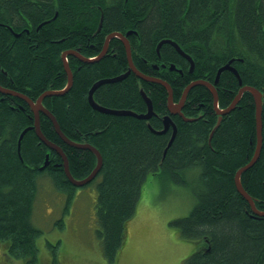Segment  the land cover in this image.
I'll return each mask as SVG.
<instances>
[{"label":"trees","instance_id":"obj_1","mask_svg":"<svg viewBox=\"0 0 264 264\" xmlns=\"http://www.w3.org/2000/svg\"><path fill=\"white\" fill-rule=\"evenodd\" d=\"M131 31L134 62L140 56H155L162 40L176 42L195 59L193 74L183 68L185 76L178 81L155 75L168 79L176 100L192 82L213 84L219 69L230 61L242 86L264 94V0H0V85L36 101L47 90L66 86L64 52L79 51L94 58L110 34ZM163 48L176 54L168 44ZM68 62L74 74L72 88L63 96L47 97L43 105L70 140L90 144L102 155L103 166L94 181L100 178L96 207L105 257L116 260L143 184L161 169L163 176L180 184H188L187 174L200 172L195 188L199 204L176 226L187 239L198 235L210 239V252L200 250L184 264H264V217L255 216L235 184L236 172L250 163L257 147L253 95L244 93L218 126L212 93L205 86L193 87L187 98L191 104L182 112L194 121L177 116L178 131L169 146L171 130L160 135L151 129L161 130L162 116L168 114L163 85L131 74L103 84L94 93L100 106L143 114L148 109L143 90L159 114L148 121L105 114L90 105L89 92L95 83L128 70L121 40L113 39L108 54L99 61L87 63L69 56ZM240 88L232 71L222 72L216 84L221 109L231 105ZM13 100L15 104L0 100V244L7 246L11 257L37 264L42 230L32 216L40 178L48 175L58 190L68 194V207L76 188L65 174L61 156L42 143L34 130L25 134L19 155V138L34 125L35 116L25 101ZM40 126L45 137L66 154L72 175L88 177L97 165L95 154L64 143L44 114ZM262 147L260 159L242 174L241 182L264 211V100ZM47 155L49 165L41 170Z\"/></svg>","mask_w":264,"mask_h":264},{"label":"rangeland","instance_id":"obj_2","mask_svg":"<svg viewBox=\"0 0 264 264\" xmlns=\"http://www.w3.org/2000/svg\"><path fill=\"white\" fill-rule=\"evenodd\" d=\"M192 61L197 68L194 58ZM199 174L198 171L192 176L187 174L188 184L174 183L155 174L148 177L136 214L126 223L125 239L114 262L105 257L98 236L96 204L100 178L82 187L75 186L73 201L68 207V194L58 190L45 174L38 183L32 216L34 225L42 230L37 240V264H184L200 250L206 249L209 253L207 241L210 239L204 241L201 235L191 239L182 237L173 224L175 219L190 214ZM254 205L259 212H264L257 208L255 200ZM193 238L195 243L202 240V244L196 245ZM0 264L24 262L11 257L7 246L0 244Z\"/></svg>","mask_w":264,"mask_h":264},{"label":"water","instance_id":"obj_3","mask_svg":"<svg viewBox=\"0 0 264 264\" xmlns=\"http://www.w3.org/2000/svg\"><path fill=\"white\" fill-rule=\"evenodd\" d=\"M132 32H128L126 34V36H124L121 33H112L110 34V36L107 37L106 42H105V46L104 49L102 51V53L96 57V58H85L83 57L79 52L77 51H67L63 54L62 59L64 62V67H65V71L68 75V83L67 86L63 89V90H49L46 91L45 93H43L36 101L30 99L29 97H27L26 95H21V94H16L12 91L9 90H4L0 87V92L2 93H6V94H10V95H15L18 97L23 98L27 104L30 106L31 111L33 112L34 116H35V122L34 125H32L31 127L27 128L20 136L19 141H18V153L20 154L21 151V143L22 140L25 136V134L29 131V130H34L35 133L37 134V136L39 137V139L41 140L42 143H44L45 145H47L48 147H50L52 150H54V152H56L57 154H59L62 157L63 160V166H64V170L65 173L68 177V179L70 180V182L76 186V187H82L86 184H89L96 176H97V170L98 168L103 164V158L102 155L100 154V152L94 148L93 146H91L90 144H79V143H75L72 140H70L61 130L60 124L58 122V120L56 119V117L54 116V114H52L48 109H46V107L43 105V101L46 97H52V96H63L66 93H68L71 89V87L73 86V73L70 69V66L68 64V56L70 55H74L77 58H79V60H81L82 62H87V63H92L95 61H99L101 60L104 55L108 52L109 49V44L110 41L113 38H120L123 43L125 44V48H126V52H127V57L129 60V64L130 67L129 70L126 72V74H124L123 76H120L118 78H114V79H107V80H101L99 82H97L96 84H94V86L91 88L90 92H89V102L90 105L97 111L105 113V114H110V115H118V116H133L135 118L138 119H144V120H149L153 115H154V110H153V103L151 101V99L145 94V92L143 90H141L142 96L144 98V100L147 103L148 106V112L146 114H141L138 115L137 113L131 112V111H117V110H112L109 108H105L103 106H100L99 104H97L94 100V93L95 91L102 86L103 84L106 83H114L117 81L122 80L123 78L127 77L131 72L135 73L138 75V77L142 80L148 81V82H153V83H159L164 85L168 92H169V100H170V104H169V111L172 114H178L180 116H182L184 118L185 121H194V119L192 118H186L184 116V114L182 113V108H183V104L185 103L188 94L190 92V90L198 85L201 86H205L206 88H208L214 98V108L217 112V114L220 116L219 121H218V125H220L223 116L231 113L233 110L236 109V106L239 104L240 100L242 99L244 93L246 92H250L253 95L255 104H256V130H257V148L255 151L254 156L252 157L250 163L246 166H244L243 168H241L235 176V184L236 187L238 189V191L240 192V194L247 200V202L250 204V206L252 207V210L254 211L255 214H257L258 216H264V212H259L256 210V207L254 205V200L252 199V197L246 192L245 188L243 187L242 183H241V176L242 174L247 171L248 169L252 168L260 159L261 156V151H262V146H263V100H264V94L259 91L258 89L252 87V86H242V80L240 79L239 73L238 71L231 66L232 61H230L227 65L223 66L222 68L219 69L216 80H215V85L219 82L221 73L225 70H230L232 71L238 78H239V83L241 85V88L238 92V95L235 97V99L233 100V102L231 103V105L225 109H220L219 107V96H218V92L217 89L215 88V85L208 82V81H195L193 83H191L190 85L187 86V88L185 89L184 93H183V97L182 100L180 101V103L175 104L173 102V91H172V87L170 86V84H168L167 82L162 81L161 79H155V78H149L147 76H145L144 74H142V72H140L138 70V68H136V66L133 63L132 60V55H131V45L130 42L127 39V36H129ZM164 43H169V44H173L177 50L180 51L181 54L185 55L190 62L192 63V58L189 55H186L185 52L180 48V46L175 43L172 42L171 40H165L162 41L159 45L157 50H159L161 48V46ZM193 68H191V71H194V65H192ZM171 69H175V68H171ZM44 114L47 118H49V120L53 123V126L55 128L56 133L58 134V136L62 139V141L70 146H73L75 148L78 149H83V150H89L92 153L95 154V156L97 157V169L93 170L92 173L83 180H76L74 178V176L72 175V173L70 172V167H69V163H68V158L65 155L64 151L62 150L61 147H59L58 145H55L54 143L50 142L42 133L41 127H40V115ZM173 125V121L171 120V118L169 116H167L164 120V129L162 131H156L155 133L157 134H163L166 133L168 131V129L170 128V125ZM175 127V124H174ZM177 130L174 128V134L173 137L170 140L169 146L172 144V142L174 141V138L176 136ZM213 133L211 134L212 137ZM49 156L46 157V161L44 163V165L40 168L41 170H44L49 162Z\"/></svg>","mask_w":264,"mask_h":264},{"label":"flooded vegetation","instance_id":"obj_4","mask_svg":"<svg viewBox=\"0 0 264 264\" xmlns=\"http://www.w3.org/2000/svg\"><path fill=\"white\" fill-rule=\"evenodd\" d=\"M122 34V33H121ZM132 34V33H131ZM130 34V35H131ZM124 35V34H123ZM129 35V36H130ZM124 36H126V34L124 35ZM129 36H127V39H128V41L130 42V39H129ZM113 39H115V38H113ZM112 39V40H113ZM119 40H121L120 38H118ZM111 40V41H112ZM111 41H110V43H111ZM162 41H165V40H162ZM161 41V42H162ZM106 42V41H105ZM121 42H122V44H123V46H124V48H125V44L123 43V41L121 40ZM160 42V43H161ZM159 43V44H160ZM166 44H168V45H170V46H172V48H174L175 50H176V54L172 51H169V50H167V49H164L163 48V46L164 45H166ZM130 45H131V42H130ZM105 46V45H104ZM109 46H110V44H109ZM104 49V48H103ZM125 50H126V48H125ZM108 52H109V49H108ZM108 52L104 55V57L108 54ZM102 53V52H101ZM100 53V54H101ZM99 54V55H100ZM126 54H127V52H126ZM186 55H189L188 53H185ZM98 55V56H99ZM131 55H132V60H133V63H134V65L136 66V68H138V70L140 71V72H142V74H144L145 76H147V77H149V78H155V79H161L162 81H164V82H167L168 84H170V86L172 87V85H171V83L168 81V79H166L165 77L164 78H162L161 76H167L169 79H171V82H175V81H178V78H179V76L181 75V77H183V76H185V73H184V70H183V68H189V70H187L188 71V73H192L193 74V71H191V68H193L192 67V63L190 62V60L185 56V55H183V54H181L180 53V51L179 50H177L176 49V47L173 45V44H169V43H164L162 46H161V48L159 49V50H157L156 51V54H155V56H150V57H147L146 58V56H140V60H139V62H134V56H133V50H132V46H131ZM97 56V57H98ZM190 56V55H189ZM103 57V58H104ZM191 57V56H190ZM128 58V57H127ZM192 58V57H191ZM138 59H139V57H138ZM193 59V58H192ZM98 61V60H97ZM128 62H129V60H128ZM0 68H1V66H0ZM129 68H131L130 67V64H129V67H128V70H129ZM142 68H148V70L146 71V70H142ZM171 68H175L174 70L173 69H171ZM195 68V67H194ZM127 70V71H128ZM150 74H149V73ZM1 73H2V69H0V75H1ZM5 74H6V72H5ZM131 74H134L136 77H138V75L137 74H135V73H133V72H131L127 77H129ZM156 74H159V75H161V76H155ZM126 77V78H127ZM125 78V79H126ZM139 78V77H138ZM9 81H10V85L11 86H13V81L8 77L7 78ZM140 79V78H139ZM142 80V79H141ZM143 81H145V80H143ZM145 82H148V81H145ZM148 83H153V82H148ZM211 83V82H210ZM154 84V83H153ZM157 84H159V83H157ZM214 85H215V82L213 83ZM162 85V84H161ZM164 86V85H163ZM0 87L2 88V89H6V90H9V91H12V92H14V93H16V94H21V95H25V94H23V93H21V92H19V91H16V90H14V89H10V88H4L3 86H1L0 85ZM165 87V86H164ZM166 88V87H165ZM215 88H216V85H215ZM166 90H167V88H166ZM172 91H173V101L175 102V104H178V103H180V101L182 100V97H183V94H182V96H181V98H180V100L178 99V100H176L175 99V91L173 90V87H172ZM167 92H168V90H167ZM211 92V91H210ZM219 95V94H218ZM141 96H142V94H141ZM14 98H19V99H21V100H23V101H25L23 98H21V97H18V96H15V95H10V94H6V93H2V92H0V100L1 101H12L11 103L12 104H15L16 102L13 100ZM142 98H143V96H142ZM168 98H169V92H168ZM188 98V97H187ZM144 99V98H143ZM145 101V100H144ZM26 102V101H25ZM145 103H146V101H145ZM19 104V103H18ZM189 104H191L190 103V101H187V99H186V101H185V103L183 104V108H182V111L184 110V108H186ZM146 105H147V103H146ZM165 106H167V108H168V114L167 115H170L171 116V119H172V121H173V125H171L170 126V128H169V130H168V132L171 130L172 131V133H173V127H174V124H176L175 123V119L177 118V116L175 115V114H171L170 113V111H169V105H168V99H167V102H166V105ZM154 107V106H153ZM13 108V107H12ZM153 110H154V108H153ZM167 115H163L162 116V120H164L163 118L165 117V116H167ZM154 116H159V114H156L155 113V111H154V115L152 116V117H154ZM159 118V117H158ZM163 124H164V121H163ZM149 126V125H148ZM31 127V126H30ZM176 127H177V130H178V126L176 125ZM155 130V129H154ZM166 134V133H165ZM45 136V135H44ZM48 147V146H47ZM49 148V147H48ZM50 149V148H49ZM50 150H52V149H50ZM52 151H54V150H52ZM251 209H252V207H251ZM253 211V210H252ZM253 213H254V211H253ZM255 214V213H254Z\"/></svg>","mask_w":264,"mask_h":264},{"label":"crops","instance_id":"obj_5","mask_svg":"<svg viewBox=\"0 0 264 264\" xmlns=\"http://www.w3.org/2000/svg\"><path fill=\"white\" fill-rule=\"evenodd\" d=\"M66 52H67V51H66ZM77 52H79V51H77ZM64 53H65V52H64ZM64 53H63V54H64ZM79 53H80V52H79ZM63 54H62V56H63ZM80 54H81V53H80ZM81 55H82V54H81ZM70 56H74V55H70ZM82 56H83V55H82ZM68 57H69V56H68ZM75 57H76V56H75ZM83 57H84V56H83ZM76 58H77V57H76ZM85 58H86V57H85ZM94 58H96V57H94ZM94 58H93V59H94ZM78 59H79V58H78ZM88 59H91V58H88ZM62 60H63V59H62ZM67 60H68V58H67ZM63 63H64V62H63ZM68 64H69V62H68ZM69 66H70V65H69ZM64 68H65V67H64ZM70 69H71V67H70ZM71 71H72V69H71ZM193 72H194V71H193ZM72 73H73V71H72ZM66 74H67V73H66ZM217 74H218V73H217ZM221 74H222V73H221ZM216 77H217V76H216ZM215 80H216V79H215ZM199 81H200V80H199ZM67 83H68V75H67ZM192 83H193V82H192ZM73 84H74V74H73ZM190 84H191V83H190ZM190 84H189V85H190ZM66 86H67V84H66ZM66 86H65V87H66ZM65 87H64V88H65ZM71 88H72V87H71ZM186 88H187V87H186ZM47 91H49V90H47ZM184 91H185V90H184ZM141 94H142V93H141ZM145 94H146V93H145ZM188 95H189V94H188ZM218 96H219V95H218ZM46 98H47V97H46ZM46 98H45V99H46ZM45 99H44V100H45ZM151 101H152V100H151ZM240 101H241V100H240ZM239 103H240V102H239ZM219 107H220V106H219ZM147 108H148V106H147ZM153 108H154V107H153ZM31 112H32V111H31ZM131 112H132V111H131ZM147 112H148V109H147ZM147 112H146V113H147ZM134 113H135V112H134ZM146 113H143V114H146ZM182 113H183V112H182ZM137 114H138V113H137ZM183 114H184V113H183ZM138 115H141V114H138ZM175 115H176V116H180V115H178V114H175ZM167 116H169V117L171 118L170 115H167ZM167 116H165L163 119L165 120V118H166ZM180 117H182V116H180ZM151 118H152V117H151ZM151 118H150V119H151ZM182 118H183V117H182ZM186 118H187V117H186ZM190 118H191V117H190ZM219 118H220V116H219ZM150 119H149V120H150ZM183 119H184V118H183ZM192 119H194V118H192ZM141 120H144V119H141ZM164 120H163V121H164ZM171 120H172V119H171ZM146 121H148V120H146ZM184 121H185V120H184ZM218 121H219V120H218ZM171 125H172V123H171ZM171 125H170V126H171ZM175 126H176V124H175ZM218 126H219V125H218ZM164 127H165V125L163 124V128H162V130L164 129ZM168 130H169V129H168ZM177 131H178V130H177ZM167 132H168V131H167ZM167 132H166V133H167ZM173 134H174V129H173L172 137H173ZM176 134H177V133H176ZM175 137H176V136H175ZM162 174H163V173H162V170L160 169V171H158L155 175H159V176L162 177V178L165 177V176H163ZM241 177H242V176H241ZM169 181L173 182L174 180H172V178H170ZM241 183H242V182H241ZM181 186H182V187H187L190 191L192 190L191 187H188V186H185V185H181ZM194 192H195V191H194ZM193 195H194V197H195V203H194V205H193V207H192V210H191L190 214L194 211V209H196V207H197L198 204H199V202H198V198H197V196H196V192H195V194L193 193ZM141 196H142V195H141ZM190 214H189V215H190ZM189 215H186V216H184V217H181V218H177V219H175V222L173 223L174 226H176V222H177V221H180V220L186 219V218H188ZM176 227H177V226H176ZM176 229H177V231L180 233V230H179L178 228H176ZM185 240H186V239H185ZM202 242H203V241L200 240L199 242H196V243H195L194 238H193V243H195L196 245H198V244L200 245V244H202ZM208 244H209V242L207 241V249H208ZM209 249H210V248H209ZM205 250H206V249H205Z\"/></svg>","mask_w":264,"mask_h":264},{"label":"bare ground","instance_id":"obj_6","mask_svg":"<svg viewBox=\"0 0 264 264\" xmlns=\"http://www.w3.org/2000/svg\"><path fill=\"white\" fill-rule=\"evenodd\" d=\"M159 45V44H158ZM157 48H158V46H157ZM124 74H126V73H124ZM124 74H122V75H120V76H123ZM120 76H117V77H114V78H118V77H120ZM114 78H112V79H114ZM126 78V77H125ZM125 78H123L122 80H124ZM111 79V78H110ZM105 80H107V79H105ZM122 80H120V81H122ZM117 82H119V81H117ZM115 83V82H114ZM96 84V83H95ZM94 86V85H93ZM255 88V87H254ZM257 89V88H256ZM260 91V90H259ZM174 102V101H173ZM175 103V102H174ZM170 104V100H169V98H168V105ZM173 128H175L176 130H177V127L175 126V127H173ZM151 129L154 131V132H156V131H162V129L161 130H154L152 127H151ZM25 131V130H24ZM157 134V133H156ZM163 134H165V133H163ZM160 135H162V134H160ZM51 142V141H50ZM53 143V142H52ZM75 143H77V142H75ZM55 144V143H54ZM56 145V144H55ZM47 146V145H46ZM50 148V147H49ZM257 148V147H256ZM263 148V147H262ZM51 149V148H50ZM256 151V150H255ZM21 152V151H20ZM262 152V151H261ZM20 155V154H19ZM97 166L98 165H96V167L93 169V170H96L97 169ZM102 166H103V164L98 168V170H97V176H98V174H99V172L101 171V169H102ZM92 173V172H91ZM96 176V177H97ZM96 177L91 181V182H93L95 179H96ZM75 178V177H74ZM87 178V177H86ZM86 178H84V179H86ZM76 179V178H75ZM76 180H83V179H76ZM90 182V183H91ZM257 210V209H256ZM258 211V210H257ZM205 241H207V239H205Z\"/></svg>","mask_w":264,"mask_h":264}]
</instances>
